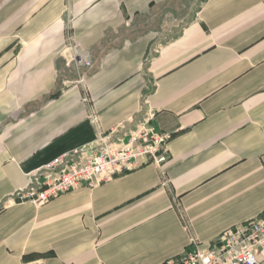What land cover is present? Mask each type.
<instances>
[{
	"label": "crops",
	"instance_id": "crops-1",
	"mask_svg": "<svg viewBox=\"0 0 264 264\" xmlns=\"http://www.w3.org/2000/svg\"><path fill=\"white\" fill-rule=\"evenodd\" d=\"M143 107L165 164L9 199ZM257 218L264 0H0V264H163Z\"/></svg>",
	"mask_w": 264,
	"mask_h": 264
},
{
	"label": "built area",
	"instance_id": "built-area-1",
	"mask_svg": "<svg viewBox=\"0 0 264 264\" xmlns=\"http://www.w3.org/2000/svg\"><path fill=\"white\" fill-rule=\"evenodd\" d=\"M77 61L90 64L84 58ZM154 119V111L141 108L135 117L102 132L94 145L59 155L29 172L26 186L9 199L42 206L82 185L95 187L129 173L140 161L165 164L171 136L158 131ZM262 254L264 218H257L226 229L207 248L197 247L163 264H262Z\"/></svg>",
	"mask_w": 264,
	"mask_h": 264
}]
</instances>
